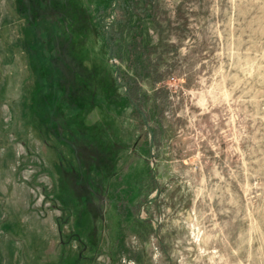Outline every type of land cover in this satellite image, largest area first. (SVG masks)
Wrapping results in <instances>:
<instances>
[{
	"label": "rangeland",
	"instance_id": "374dc122",
	"mask_svg": "<svg viewBox=\"0 0 264 264\" xmlns=\"http://www.w3.org/2000/svg\"><path fill=\"white\" fill-rule=\"evenodd\" d=\"M69 104L80 173L43 128ZM1 239L11 264H264V0H0Z\"/></svg>",
	"mask_w": 264,
	"mask_h": 264
},
{
	"label": "trees",
	"instance_id": "16d2710c",
	"mask_svg": "<svg viewBox=\"0 0 264 264\" xmlns=\"http://www.w3.org/2000/svg\"><path fill=\"white\" fill-rule=\"evenodd\" d=\"M133 6H135V5H133ZM143 9H135V11H142ZM146 12V11H145ZM99 22V21H98ZM101 24H102V21L100 22ZM115 24V22L113 23V25ZM112 25V26H113ZM106 26V25H105ZM112 26H110V31H111V29H112ZM106 30V29H105ZM53 31H49L48 33H49V35H51V33H52ZM105 32V31H104ZM109 34H110V32H108ZM43 34H41V36H40V34L36 31V29H33V31H29L28 32V36H27V40H28V42H31V44H35L36 43V41H38L39 43L38 44H41V46H42V48H43V51H41V53H39V51H37V54H40V56H41V58L44 60V61H46L47 63H48V65H49V67L53 70V68H52V65L50 64V62L48 61V55L47 54H45L46 53V51H47V49H51V47H50V45H49V43L47 44V40H45L44 38H43V36H42ZM50 38V37H49ZM46 39H48V38H46ZM114 39V38H113ZM113 39H111V37H110V35L106 38V42H107V44H108V46L109 47H112V44H113ZM22 42H23V44H24V47H23V49L25 48V50H26V46H27V44H26V34H24L23 35V39H21V38H17V40L15 41V44L16 45H20V46H23L22 45ZM28 49V48H27ZM44 49H46V51L44 50ZM8 56V55H7ZM7 56H4V58L6 59V57ZM5 61H7V60H4V63H5ZM141 68L143 69V70H146V66H144V65H142L141 66ZM56 80V79H55ZM126 81V80H125ZM3 88V87H2ZM126 99H127V101H128V103H130L132 106H133V108H134V110L135 111H140V109H139V104L137 103V102H135L134 100H133V97L129 94V93H127L126 94ZM69 107V106H68ZM66 105H62V106H60V107H57V110H58V112H56L55 114H54V112H53V108L52 107H49V108H45V110L47 109V111H48V113H49V120L48 121H46L45 123H43V128L44 129H46L47 131L49 130V129H51L52 128V125H54L55 126V124L53 123L54 122V119L56 120V119H60L61 120V122H63L67 117H68V115L66 114V108H68ZM53 112V113H52ZM54 116H53V115ZM57 114V115H56ZM61 122H59V123H61ZM54 129V128H53ZM149 132L150 133H153V131H151V129H149ZM58 139V138H57Z\"/></svg>",
	"mask_w": 264,
	"mask_h": 264
},
{
	"label": "crops",
	"instance_id": "0c3cea01",
	"mask_svg": "<svg viewBox=\"0 0 264 264\" xmlns=\"http://www.w3.org/2000/svg\"><path fill=\"white\" fill-rule=\"evenodd\" d=\"M7 56V55H6ZM7 57H9V55L7 56ZM4 88V87H3ZM67 107L68 106H70V107H68V108H66V114L68 113H70V114H75L76 112H78V107H76V106H73V105H66ZM67 120H69V118H67ZM65 122V121H64ZM57 127V126H56ZM54 128V127H53ZM65 130H66V132L67 131H69L70 130V123H68L67 125H66V127H65ZM49 132H50V134H49V136L51 137V139H53V140H55L56 142V144L57 145H59L57 142H59L58 141V139L60 138H58V136H60L58 133H56L55 132V129H53V131L52 130H48ZM66 136H67V134H65ZM58 138V139H57ZM53 144V143H52ZM51 144V145H52ZM69 143L67 142V147H69L70 149H68L67 147H65V145H63V144H60L59 146H60V149L59 150H57L58 149V147L59 146H56V145H52V146H55L56 147V149H55V151H56V153L55 154H58V155H60L59 154V151L60 152H62V148H64L65 147V149L68 151V152H66V154H71V155H73V161H74V164H75V166H76V172L77 173H80V171H81V167H80V165H79V162H81V155H82V150L80 149V148H76V149H74V145H68ZM61 145L62 146H64V147H61ZM77 154V155H76ZM70 161L69 160V158L68 157H62L61 159H60V161L61 162H63V161ZM81 164V163H80ZM67 165V164H66ZM67 168H69V166L67 165ZM1 242H0V257H1V261H0V264H11V261H13L14 262V259H13V256L11 255V252L10 251H13L14 249L11 247L12 246V241H10V239L9 240H3V239H1L0 240ZM6 246H8V247H6ZM25 249L23 248L22 250H21V252L19 253V256H18V258H23L24 256H25V258H27V256L29 257V252L27 251V250H25ZM22 253H24V255H22ZM22 260V259H21ZM13 264V263H12Z\"/></svg>",
	"mask_w": 264,
	"mask_h": 264
},
{
	"label": "flooded vegetation",
	"instance_id": "af4514ba",
	"mask_svg": "<svg viewBox=\"0 0 264 264\" xmlns=\"http://www.w3.org/2000/svg\"><path fill=\"white\" fill-rule=\"evenodd\" d=\"M57 71H58V69H57ZM70 105V104H69Z\"/></svg>",
	"mask_w": 264,
	"mask_h": 264
}]
</instances>
